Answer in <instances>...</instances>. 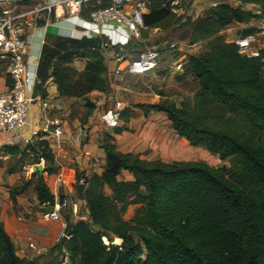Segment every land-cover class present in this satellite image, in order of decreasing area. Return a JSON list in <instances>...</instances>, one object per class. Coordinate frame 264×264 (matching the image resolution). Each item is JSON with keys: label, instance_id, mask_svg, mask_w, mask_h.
Here are the masks:
<instances>
[{"label": "trees", "instance_id": "1", "mask_svg": "<svg viewBox=\"0 0 264 264\" xmlns=\"http://www.w3.org/2000/svg\"><path fill=\"white\" fill-rule=\"evenodd\" d=\"M240 2L259 4L264 10V0ZM92 8L90 3L82 14ZM258 17L253 9L233 6L228 0H217L195 19L179 17L190 43L208 40L205 50L190 54L173 71L178 81L192 77L194 94L180 105L160 100L132 104L144 113L163 112L190 145L229 159L231 167L202 160L146 159L121 151L115 134L127 127L114 126L100 140L105 152L103 170L89 175L77 171L88 214L86 219L66 223L65 232L71 234L63 244L69 258L66 264H264V48L257 56L241 54L221 33L234 22ZM174 19L175 13L159 0L144 14L147 28L168 27ZM100 42L98 37L47 33L38 60L35 92L40 84L53 81L60 96L83 98L82 123L96 108L88 94L110 90L108 66L104 56L96 53L102 50ZM85 48L93 53L87 55ZM169 51L175 50H162ZM56 56L60 61L51 65ZM77 56L87 58L82 70L69 65ZM134 114L131 106H123L119 119L127 122ZM2 148L12 155L32 153V162L38 164L21 188L10 187L12 201L33 183L39 204H54L47 176L57 166L48 140L38 138L23 149L19 144ZM124 170L131 178L122 177ZM81 177L84 184L78 183ZM129 204L137 205L131 220L123 216ZM115 237L121 239L119 244L113 243ZM54 246L61 250L58 243ZM0 264H39L35 257L17 254L1 218Z\"/></svg>", "mask_w": 264, "mask_h": 264}, {"label": "crops", "instance_id": "2", "mask_svg": "<svg viewBox=\"0 0 264 264\" xmlns=\"http://www.w3.org/2000/svg\"><path fill=\"white\" fill-rule=\"evenodd\" d=\"M236 1L237 3L232 4L233 6L241 5L246 9L253 10L261 7L259 4L241 3L240 0ZM216 3L217 0H193L191 7L201 10V14L203 15L210 6ZM43 22L44 21L40 19L38 25L28 30L26 35L28 44V54L26 58L30 69L38 63V58L47 33L69 37H74L78 34L77 31L72 29L71 24L63 19L54 18L52 23L46 25L43 24ZM261 22H264V15L259 18H253L248 22H234L225 27L221 33L223 35V32H225V34L226 32L227 34L229 33L228 37L224 36L228 41H233L237 35L242 34V31L246 29H253L252 32H254ZM256 45L260 49L264 48V33L258 36ZM157 47L163 50L166 49L167 46ZM108 51L112 55L111 57L108 56L107 59L104 57V59L108 66V75L110 76L114 73L113 70L116 67V62L113 57V51ZM164 53L162 52L160 61L167 58L166 56L169 55V65L177 61H181L183 64L186 61V58L183 59L182 55H177L173 58L168 52ZM86 59L87 58L84 57V60L80 61V70L84 68ZM110 62H112L111 65ZM164 63L166 64V62ZM162 68L166 69L167 66L164 65ZM151 72L155 74V78L151 79L152 84L162 82L160 79L162 76L156 74L155 68L145 74ZM187 78L188 76L184 80L178 81L174 77L173 81H176L175 83L179 85V89H175L177 91L168 94L156 93L154 97H150V99H152L151 102L160 100L180 105L187 94H190V96L194 94L195 89L192 91H183L186 88L184 82ZM6 79L10 80L7 76L0 79V90L7 86ZM110 87L112 89L108 92L93 90L88 94L89 98H91L90 96H99V98L98 100L93 99L96 103V108L84 123H82L78 116L73 115L71 111V103L76 97L60 96L55 82L49 81L46 83L45 95H41L39 90L35 92L36 99L31 102L29 107L26 130L38 128L43 118L47 120L58 118L61 121L65 133L61 138L59 147L54 150V163L57 166V171L47 176V183L55 195L54 204L58 200H66L67 202L73 201L76 203V209L73 210L72 206L68 204L60 210L59 219L46 220L44 218V213L52 210L54 204H39L33 190V183L30 185V189L28 188V196L26 195V190L17 195L16 202L14 203L10 198V187L13 184L14 173L5 172L4 168L0 167V218L15 245L18 255L30 258L47 255L49 250L58 243L59 239L62 237L61 230L64 223H76L81 219L87 218L88 210L86 199L82 194L83 191L80 192L78 189L77 171H82L85 175H89L93 171L101 172L103 170L105 152L100 144V140L104 132H112L114 126L125 125L127 129H124L121 133L115 134L116 147L124 152L130 151L139 153L141 157L148 159V114L152 111H160L150 110L144 113L140 110L141 115L138 118L132 117L127 122L117 118L109 122L105 118L110 116L111 109L115 102L121 101L123 106H131L134 110L136 108L125 99L118 98V95L121 93L118 89L122 88L123 90L131 91V85L120 86L110 84ZM41 100H46L48 102L47 110L41 109ZM79 127H84L87 133L86 140L81 143L76 138V131ZM2 137L3 134H0V139ZM164 142L170 147L175 146V143H180L185 149H188L189 144L188 141L184 137L179 136L176 131L173 133L172 139L169 142ZM83 149H87L89 155H83ZM40 165L42 166L43 162ZM124 174H126L125 178H131V174L128 171L124 170L122 175ZM58 175L62 176L60 180L58 179ZM30 241L40 246L41 251L37 252L30 248Z\"/></svg>", "mask_w": 264, "mask_h": 264}, {"label": "built area", "instance_id": "3", "mask_svg": "<svg viewBox=\"0 0 264 264\" xmlns=\"http://www.w3.org/2000/svg\"><path fill=\"white\" fill-rule=\"evenodd\" d=\"M192 1L159 0L162 7H167L183 19H195L202 15L201 10L191 7ZM90 3H93L94 8L83 15L82 12ZM153 3L154 0H0V65H5V77L10 79V84L0 90V134H3L0 144L21 142L27 146L38 138H45L54 154L65 133L58 118H43L38 128L26 130L29 107L36 99L34 87L38 66L36 63L31 69L28 67V30L37 26L40 19L46 25L52 23L55 18L70 23L72 29L78 32L74 36L76 38H100L101 49L113 51L116 62L114 74L123 79L126 75L145 74L153 70L161 59L162 49L157 46H148L131 58H127L124 52L126 46L133 39L139 38L143 29H147L144 14L150 11ZM254 11L259 17L264 15L262 7ZM263 33L264 22H261L254 32L239 34L233 42L241 54L257 56L260 48L256 42L258 36ZM166 46V49L178 50L176 42H169ZM181 65L182 62L177 61L172 68L178 70ZM40 102L41 109L47 110L48 102ZM122 108L121 101L115 102L110 116L105 119L112 122L119 118ZM86 134L85 128L79 127L76 131L77 140L80 143L85 141ZM83 155H89V151L83 149ZM40 162L44 160L41 159ZM58 176L60 180L62 176ZM78 183L84 184V178H79ZM68 204L73 210L76 209V203L73 201L58 200L52 210L44 213V218L59 219L60 210ZM65 227L66 223L62 225L61 235L69 239L71 234L65 232ZM29 247L37 252L41 251V247L32 241L29 242Z\"/></svg>", "mask_w": 264, "mask_h": 264}, {"label": "rangeland", "instance_id": "4", "mask_svg": "<svg viewBox=\"0 0 264 264\" xmlns=\"http://www.w3.org/2000/svg\"><path fill=\"white\" fill-rule=\"evenodd\" d=\"M228 2L231 4L237 3L236 0H228ZM182 22L183 21H181L179 17L175 15L173 23L168 27L156 26L153 27V29H143L139 38L133 39L131 45L126 47V49L124 50L127 58L134 57L137 53H139L148 46L157 45L160 47H166L169 42H176L178 45V50L169 51V54H171L173 58H175L177 55H182L184 59L187 58L190 54H196L205 50L208 40H203L194 44L190 43L189 40L185 38L186 26L182 25ZM223 33L226 37H228L229 33ZM85 51L87 55L93 53L92 50H88L87 48H85ZM96 53L101 54L106 59L108 58V56L111 57L112 55L108 51V49L100 50ZM166 57L167 58L159 61L157 68H155L156 74L162 76L160 78L162 82L160 83H151V79L155 78L154 72H151L149 74L129 75L125 76V78L123 79H120V77L114 73H112L110 76L107 74V78L110 84L120 86L128 84L131 85V91L123 90L122 88L118 89L119 92H121L118 95V98L125 99L132 105L135 103L151 102L152 99H150V97H154V94L156 93L168 94L177 91L175 89H179V85L175 83L176 81H173L174 69L172 68V66H174L176 62L172 65H169V55ZM81 60H84V58L77 56L76 59L74 58L71 60L69 65L73 69L80 70ZM59 61V56H56L51 60V65H55ZM164 62H166V64ZM111 64L112 62H110V65ZM164 65L167 66L166 69L162 68ZM5 73V65L2 64L0 65V79L5 77ZM184 83L186 88L183 91H192L195 89V82L190 76H188ZM40 85L38 87V90L41 95H45L46 84H43L41 86ZM111 89L112 88L110 87V90ZM90 97L91 100H98L99 98V96ZM186 97H190V94H187ZM84 103L85 101L83 98H76L75 100H73L71 103L72 114L81 118L84 112L86 111ZM140 115L141 111L139 108L136 107L135 114L133 117L138 118ZM173 133H175V130L171 126V122L166 118L164 113L152 111L148 114V159L160 158L166 161L202 160L214 166H226L227 168L231 167V162L229 159H220L217 154L215 155L203 146H194L188 144V149H185L180 143H175V146L173 147L166 145L164 141L169 142L172 139ZM4 144L11 143L3 142L0 144V167L4 168L5 172H8L9 169H14L15 172L13 175L14 180L12 186H17L18 188H21L23 186V183H25L30 178L31 171L35 170L38 165L37 163L32 162L34 161L35 156H33L32 153H30L28 156L19 153H15L13 155L5 153L2 148ZM18 144L21 149L25 147V145L21 142ZM40 164H42V162H40L39 165ZM125 176L126 174L122 175V177ZM30 185V183L29 185H27V196L29 193ZM136 207L137 205L135 204H129L127 206L126 211L124 212V218L127 220H131L134 216ZM93 228L95 230H99L98 226L93 225ZM104 240L106 241V243H109L106 237H104ZM113 243L119 244L117 243L116 237L114 238ZM34 257L36 258L39 264H57L59 262L69 263L68 256L66 254L64 255L63 246L61 247V250L53 246L49 250L47 255Z\"/></svg>", "mask_w": 264, "mask_h": 264}, {"label": "water", "instance_id": "5", "mask_svg": "<svg viewBox=\"0 0 264 264\" xmlns=\"http://www.w3.org/2000/svg\"><path fill=\"white\" fill-rule=\"evenodd\" d=\"M66 240H67V239H66V236L63 235V236L60 238V240L58 241V245H59L60 247H62ZM62 264H66V262H63Z\"/></svg>", "mask_w": 264, "mask_h": 264}, {"label": "bare ground", "instance_id": "6", "mask_svg": "<svg viewBox=\"0 0 264 264\" xmlns=\"http://www.w3.org/2000/svg\"><path fill=\"white\" fill-rule=\"evenodd\" d=\"M187 144V143H185ZM117 239V243H120L121 239L120 238H116Z\"/></svg>", "mask_w": 264, "mask_h": 264}]
</instances>
